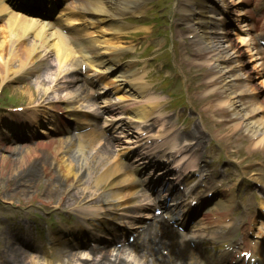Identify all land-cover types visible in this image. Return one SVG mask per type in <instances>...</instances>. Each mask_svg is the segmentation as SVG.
Instances as JSON below:
<instances>
[{
	"label": "bare ground",
	"instance_id": "1",
	"mask_svg": "<svg viewBox=\"0 0 264 264\" xmlns=\"http://www.w3.org/2000/svg\"><path fill=\"white\" fill-rule=\"evenodd\" d=\"M92 3L89 1L86 3V5H91ZM96 4V2H95ZM84 5H79V7H83ZM86 7V6H84ZM84 7L81 8L84 10ZM105 9V8H104ZM100 12L104 14L105 11H103V6H100L99 8ZM7 11V6L4 4L3 0H0V16ZM103 11V12H102ZM203 13V11H202ZM101 18V17H100ZM100 18L98 17L96 20L100 21ZM53 29L52 26L47 27L46 25L40 24L37 20L27 18L25 16L12 13L8 20L6 21V24L4 25V28H1V36L2 41L0 43V50L5 49L4 46H8L11 44V47H15L12 43H10L11 39L13 40H24L27 37H30L32 41V47L28 49V60L31 62H40L44 59L46 56V53L49 51H53L55 53L56 60L59 63H62L59 68L62 70L65 66H72L75 63H81L86 58L94 59L93 56H96L98 51H94L91 47L93 46H87L81 43V45L78 47V51L81 52L82 57H77V55L72 52L67 44L65 43V39L63 36L53 33L51 30ZM114 30V28H113ZM200 37H202L200 35ZM213 38V37H210ZM243 41V40H241ZM213 49L216 48L215 40H212ZM211 50L208 47H202L197 49L198 52H202V54L196 53L197 56L201 57V63H208V64H214L215 67H220L223 69V71L219 74L218 78H212L207 77L206 84H210L212 82H215V85L209 88L207 91L215 95L213 98L215 100V103L212 105V108L215 109L216 112L220 110L221 112H226L229 114V118L233 117V131L243 129V132H247L250 137H257V140L254 142L255 147H259L264 143V118H262L264 114V106L257 105L255 106L254 103L249 102L244 99V96L251 95L252 92H254V88H252L250 91L248 89L250 87H239L237 83H235V79L240 76L239 72H241L240 69H237L236 67L239 65V63H236L234 58L232 59L228 54H218L213 57L211 55V52L208 51ZM94 54V55H93ZM19 56V55H17ZM203 56V57H202ZM15 59V58H14ZM16 60V59H15ZM12 62L11 56L8 58H5L3 55H0V69L6 68V66ZM116 58H111L110 61H106L102 64V66H105L103 70H109L113 65H115ZM107 63V64H106ZM35 65V63L29 64L28 66ZM203 66V64H201ZM12 66V63H11ZM93 66V65H92ZM95 67V66H93ZM258 71V70H257ZM144 78V73L141 74L138 77H135L133 74H130L129 76L126 75V73L119 72L114 77L112 81L108 82V85L116 87L117 91L121 92V95L118 97L119 100L124 101L130 97L139 99L140 95L142 94V87L141 83ZM238 85V86H237ZM155 97H149L148 99L142 102L143 105L141 106V109L139 111H131L132 116H134L138 120H142L143 116L147 115L149 110L151 108H154L155 106ZM140 104L142 102L138 101ZM153 106V107H152ZM53 149V155L60 153L63 149V146L65 145L64 142H55L52 144ZM104 150L107 151V153H111L113 148L112 142H107L104 145ZM56 158L58 160H61L62 157H59V155H56ZM103 157L100 156V165L102 166V171L99 174L101 180L98 181V176L95 178L98 185L100 182L104 180V184L108 183V188H112L114 185V182H116V172L117 169L111 168L109 164H106V162L103 161ZM3 160V159H2ZM105 160V159H104ZM24 161V160H23ZM8 162L3 161V164H6ZM63 164V161H61ZM19 168L21 167V164H26L25 162L16 163ZM24 167V165H23ZM69 167L64 169L65 174H69ZM18 171H16L15 176L18 174ZM33 178L37 176H32ZM34 184L37 183L36 180L31 181ZM80 182V180H76L75 184ZM94 182V183H95ZM121 184L124 182H120ZM134 183H131V186H133ZM30 188H32L29 185ZM125 197V196H124ZM55 242L59 243H66V244H72L69 240H54ZM72 257V256H71ZM105 259H108L105 257ZM71 261V259H69Z\"/></svg>",
	"mask_w": 264,
	"mask_h": 264
},
{
	"label": "rangeland",
	"instance_id": "2",
	"mask_svg": "<svg viewBox=\"0 0 264 264\" xmlns=\"http://www.w3.org/2000/svg\"><path fill=\"white\" fill-rule=\"evenodd\" d=\"M20 97H28L26 94L25 95H19ZM2 174H1V168H0V195L2 193ZM26 190L23 189L21 190L20 193L18 194H14L11 196L12 199H22L23 203H24V207L25 208H31L30 206V203L28 201H26L24 198H26ZM29 193H33L32 191H29ZM33 203H35L36 207H38V204H41V199L40 198H35V199H32L31 200ZM9 240H4V239H1V242H0V264L3 263V262H6L7 260H11V252L13 250H11V252L9 251ZM10 252V253H9ZM34 258V257H33ZM39 264H43V261L41 259H39ZM50 264H59L60 262L57 260V259H52L49 261ZM19 264H28L26 262V258H21L20 259V262Z\"/></svg>",
	"mask_w": 264,
	"mask_h": 264
}]
</instances>
